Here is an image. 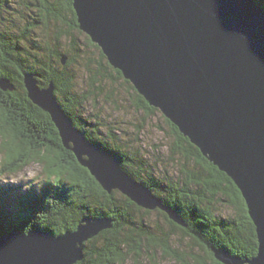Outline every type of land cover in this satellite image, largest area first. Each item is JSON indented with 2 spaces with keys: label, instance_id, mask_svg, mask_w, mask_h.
<instances>
[{
  "label": "water",
  "instance_id": "95a60500",
  "mask_svg": "<svg viewBox=\"0 0 264 264\" xmlns=\"http://www.w3.org/2000/svg\"><path fill=\"white\" fill-rule=\"evenodd\" d=\"M78 29L108 64L230 178L257 237V254L242 259L211 248L220 264H264V6L254 0H71ZM66 57L61 63H66ZM27 98L47 113L64 149L101 188L145 211L186 224L123 168L87 141L58 104L53 83L41 88L23 74ZM2 92H12L0 80ZM109 217L83 218L74 232L31 230L0 236V264H76L83 244L110 230Z\"/></svg>",
  "mask_w": 264,
  "mask_h": 264
},
{
  "label": "trees",
  "instance_id": "16d2710c",
  "mask_svg": "<svg viewBox=\"0 0 264 264\" xmlns=\"http://www.w3.org/2000/svg\"><path fill=\"white\" fill-rule=\"evenodd\" d=\"M33 1L37 16L35 23L42 22L47 28L50 23H57L67 26L71 32L80 31L71 0ZM254 2L264 6V0ZM35 23L28 24L25 30H34ZM65 34L67 32L58 33L56 42ZM86 39L89 46L99 51L100 60L107 62L100 49L87 36ZM20 43L0 32V80H8L13 87L12 92L0 90V138L4 152L0 174L16 173L30 161L38 159L46 174V182L39 189H30L17 196V210L12 214L3 208L8 201L3 200L1 192H4L0 187V236L11 231L27 234L38 230L57 237L74 232L83 218L109 217L114 220L112 228L85 242L83 260L76 264H122L132 251L129 249L133 248L138 253L145 241L147 245L159 247L164 255L172 256L173 253L166 244L173 233L166 239H157L147 228L136 227L133 213L142 209L116 191L107 194L88 170L78 164L74 154L63 148L49 115L27 98L23 74L29 73L37 78L41 88L53 83L59 105L73 126L85 134L87 141L119 159L122 168L134 180L145 185L184 221L186 228L179 227L163 212L156 211L203 255L189 256L188 259L175 255L177 264H188L187 261L189 264H220L213 258L212 247L227 250L242 259L256 256L255 227L240 192L230 178L203 157L173 124L162 115L173 139L168 158L179 159L183 164L177 177L157 179L152 171L144 172V177L141 175L142 167L139 166L138 171L131 169L128 155L95 140L86 130L88 122L82 118V108L92 99L93 92L75 93V75L70 68L77 56L66 55L55 48H46L45 53L34 55ZM62 57L67 59L64 65ZM99 67L102 69L104 66L100 63ZM105 68L112 70L132 91V106L136 111L141 112L145 119L155 117L159 111L149 106L118 70L108 62ZM92 79L96 81V76L93 75ZM93 90L99 91L100 85L97 84ZM7 191L17 193V190ZM223 202L233 210L232 216L220 217L217 214V206ZM143 213L150 214V211L144 210Z\"/></svg>",
  "mask_w": 264,
  "mask_h": 264
},
{
  "label": "rangeland",
  "instance_id": "374dc122",
  "mask_svg": "<svg viewBox=\"0 0 264 264\" xmlns=\"http://www.w3.org/2000/svg\"><path fill=\"white\" fill-rule=\"evenodd\" d=\"M34 20H37V16L33 0H0V32L13 40H19L20 45L34 55L45 53L46 48H55L66 55L77 56L70 70L75 75L76 94L81 95L88 90L93 92L92 99L83 105L82 118L87 120L86 130L92 133L94 139L128 155L132 163L131 169L138 171L139 166L142 167L141 175L144 177L147 171H152L157 179L176 178L183 164L179 159L168 158L173 139L163 122L162 114L158 112L155 117L145 119L141 112L133 108L132 91L112 70L105 68L107 62L100 60L99 51L89 46L85 34L80 31L71 32L67 30V26L57 23H50L47 28L42 22L35 23ZM30 23L37 26L28 32L25 29H28ZM61 31L67 34L56 42V36ZM100 63L104 66L102 69L99 67ZM93 75L96 76V81H93ZM97 84L100 85V90L94 91ZM1 144L0 138V169L4 159ZM45 182L46 174L38 159L30 161L16 173L0 174V187L6 195L1 194L3 200L8 201V205L3 208L8 214L14 213L17 210L16 197L30 189H39ZM11 189L17 190V193L7 191ZM217 208L220 217L233 215V210L224 202ZM143 211L133 213L134 225L147 228L157 239H166L173 233L166 243L173 252L172 256L164 255L159 247L147 245L148 242L145 241L138 253L127 247L132 251L122 264H177L175 255L187 259L199 254L200 257L203 256L188 238L170 227L156 211L150 214H144Z\"/></svg>",
  "mask_w": 264,
  "mask_h": 264
}]
</instances>
